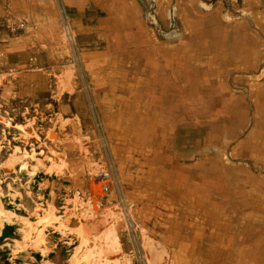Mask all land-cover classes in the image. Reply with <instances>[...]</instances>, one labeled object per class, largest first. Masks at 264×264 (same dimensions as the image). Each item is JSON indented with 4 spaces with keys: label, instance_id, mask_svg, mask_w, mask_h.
I'll use <instances>...</instances> for the list:
<instances>
[{
    "label": "rangeland",
    "instance_id": "1",
    "mask_svg": "<svg viewBox=\"0 0 264 264\" xmlns=\"http://www.w3.org/2000/svg\"><path fill=\"white\" fill-rule=\"evenodd\" d=\"M183 1L0 0V264H226L234 248L264 250V189L241 184L235 209L227 195L235 165L264 177L243 154L264 145V0ZM186 78L215 90L197 115L169 90ZM217 93L239 99L233 112ZM205 217L226 219L224 243L198 229ZM111 228L116 260L102 251Z\"/></svg>",
    "mask_w": 264,
    "mask_h": 264
},
{
    "label": "bare ground",
    "instance_id": "2",
    "mask_svg": "<svg viewBox=\"0 0 264 264\" xmlns=\"http://www.w3.org/2000/svg\"><path fill=\"white\" fill-rule=\"evenodd\" d=\"M181 1H183V0H181ZM195 5H196V0H184L182 2L181 8L183 10L189 11V10H193ZM142 50H143V48H138V47L134 48L133 54L135 55ZM241 62H242V66L246 70H249L251 68L250 64H253V66L255 68L257 67V62L251 63L248 59H244ZM225 64H226V60H225ZM219 88H220V90H226V91H223L222 93L227 92V89H228V87L226 86L225 83H222V85H220ZM172 89H174L176 92L180 107L189 108L192 112L195 113V115L198 114L201 106L204 105V107L207 108V105H210V106L212 105L211 99L214 97L213 94H214L215 90L211 87V85L209 83L205 82L204 87H202L200 85V83H195L194 81L190 80L189 78H186L183 85L180 84L175 88L169 87V90H172ZM154 90H155V88H154ZM161 93H163V92H161ZM147 94L150 97H152L151 104L154 103L155 101H157V96L154 94L153 89H149L147 91ZM217 99L226 103V108H227L228 112H231V111L233 112V110L230 107L233 104V109H234V106H235L234 101L239 100L237 98H233L230 94L224 96V95H218V93H217ZM169 118L172 119V117H169ZM7 123H8V121H7ZM201 126L203 127V124ZM220 126H223V125H220ZM216 130L219 133L224 132L222 129H220V130L216 129ZM54 134H51V136L57 138L58 135L56 133H54ZM82 150L87 152L88 147L86 145H83ZM263 153H264V145H261V141L259 139H257V143L253 144V146L246 147V151L243 154L249 158L250 157H257L262 162L263 167H264V158L259 157V156L264 157V155H262ZM238 156L243 157V155H238ZM17 160H18V158L13 159L9 165L13 166ZM207 160L210 161V158H207ZM257 163H259V161H257ZM198 165L203 166V167L206 166L204 164V162H202V161ZM25 166H26L25 164L22 165L21 169H23ZM234 168H237L238 174L242 176L238 179V181L235 185H234V183H233V185H230V184L227 185V190H228L227 195L229 198V202L233 205V208L235 209L236 204L240 201H244V198L247 195V191L245 190V188L240 186V185L241 184L242 185H250V186L254 187L253 189H255V190H258L256 187H261L264 189V177L256 176L250 171V169H244L241 166L235 165ZM212 170L215 171V175H217L216 177H218V175H220L219 177L221 179H223V176L226 175V171H224L223 168L220 167V165L216 162H212ZM10 171H12V170H10ZM219 172H220V174H218ZM244 173H245V176L243 177ZM232 192H233V196H232ZM224 194L226 195V185L224 188ZM258 202L260 205L257 207V209L264 211V192L262 193V196L260 198H258ZM221 207L223 210H226V204L224 206H221ZM3 213H4V211H3L1 203H0V215ZM256 221L260 222V219L258 218V216H257ZM196 226L198 227V229H202V230H209L210 229V231H209L210 234L208 235L209 241L211 243H214V244H220V243H224V238L226 237V234H224L222 231H225V233H226V227L229 226V224H226V219L223 222H220L217 220L211 221L210 219H208V217H205ZM211 228H216V229L211 230ZM263 228H264V226H263ZM218 229H220V230H218ZM260 231H261V224H260ZM83 239H85L84 242H88L91 240V238L89 237L88 234L83 236ZM107 241H108V243L106 245L107 249L104 247V248H102V251L106 250V252H107L106 254H107L108 259L117 258V254H115V253H116V251H118V244H117V237L115 236L114 228H111L109 230V237L107 238ZM226 259H228L226 264H246L248 261L264 262V250L262 248L261 249L257 248L254 250H243V249L234 248L231 251V253H229L226 256ZM116 263H117V261H116Z\"/></svg>",
    "mask_w": 264,
    "mask_h": 264
}]
</instances>
